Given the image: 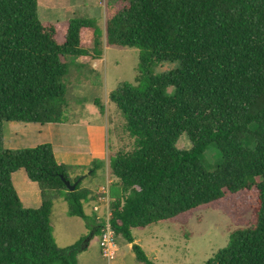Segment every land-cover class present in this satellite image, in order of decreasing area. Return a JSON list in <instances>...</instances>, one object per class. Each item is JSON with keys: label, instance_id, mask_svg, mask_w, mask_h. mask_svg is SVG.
I'll list each match as a JSON object with an SVG mask.
<instances>
[{"label": "trees", "instance_id": "16d2710c", "mask_svg": "<svg viewBox=\"0 0 264 264\" xmlns=\"http://www.w3.org/2000/svg\"><path fill=\"white\" fill-rule=\"evenodd\" d=\"M101 38L104 47L138 51L133 82L108 94L131 140L110 167L115 241L131 245L137 264H153L131 230L183 223L201 207L252 191L247 225L203 264H264V0H119L105 13L103 34L89 18L40 22L36 0H0V264H78L82 239L60 248L52 237L57 198L98 234L99 221L84 211L90 193L79 182L66 189L64 181L76 179L50 145L1 149V128L66 122L67 60H99ZM161 63L177 66L152 74ZM181 135L186 150L175 148ZM211 144L219 163L206 172L201 156ZM16 171L36 184L37 208L21 206L10 181Z\"/></svg>", "mask_w": 264, "mask_h": 264}, {"label": "rangeland", "instance_id": "374dc122", "mask_svg": "<svg viewBox=\"0 0 264 264\" xmlns=\"http://www.w3.org/2000/svg\"><path fill=\"white\" fill-rule=\"evenodd\" d=\"M118 1L36 0V15L37 19L42 23H58L72 18H89L97 25L101 34H103L105 13L108 10H112ZM101 41V57L99 60L81 64L75 59L67 60L68 74L66 80L71 85L70 87L68 86L67 91L66 104L68 105L67 110L69 111L66 115V120L74 124L80 118L79 113L74 112L80 108L79 104L88 105L84 108L85 110H94L98 113V108L100 106L103 107V113H99V120L100 125L104 129L103 144L105 153L107 154L106 167L110 171L115 153L129 151L131 148V140L124 133L123 119L113 103L108 100V94L116 90L122 83L131 84L133 82L138 72V51L135 48L104 47L103 38H101ZM176 66V64L161 63L153 67L151 72L152 74L165 72L174 69ZM76 84H84L83 86L86 87L84 93L86 95L85 98L74 99L71 96V86H78ZM165 94L171 95L172 89L167 88ZM94 100L95 104L93 103ZM93 106L96 109H93ZM9 125V123L2 124L1 132L3 135L1 137V149L10 151L21 150L33 148L42 142H47V137L42 133L41 135L38 133V124L23 123L22 125L17 124L20 126L16 128L19 129V132H24V134L21 137H16L18 140L14 143H6V135L10 131ZM79 138L78 143L85 145L84 137L81 136ZM52 140L54 142L55 139L52 138ZM248 147L251 148L252 144H249ZM175 148L178 150H186L189 148V143L184 135L178 137ZM218 163L219 154L214 145L211 144L202 153L201 164L206 172H212ZM101 172L102 170L97 171L95 176L91 178V190L94 189L95 184L101 178ZM16 175L17 172L10 179L15 187ZM117 194L118 191L112 193L113 196H117ZM253 205L254 193L252 191L235 197L225 196L217 204L204 206L195 210L183 223L157 224L155 228H151L157 232V236L160 238L161 252L158 254L156 264H203L219 249L225 246L228 236L231 233L238 232L247 225L250 210ZM67 219V222L53 223L54 240H56L54 243L58 246L65 244L72 245L82 239V244L89 242L90 246L82 256H75L78 264H111L113 260L106 262L100 257L99 251H97L96 236L89 237V232L84 234L82 221L69 216ZM146 235V233L143 235L136 234L145 248L148 245V242L144 239ZM120 244L119 241H116L118 249ZM117 254L114 259L120 257L121 261L125 264H127L126 262L128 260L131 261L133 257L132 253L125 254L123 252L120 256H117Z\"/></svg>", "mask_w": 264, "mask_h": 264}, {"label": "crops", "instance_id": "0c3cea01", "mask_svg": "<svg viewBox=\"0 0 264 264\" xmlns=\"http://www.w3.org/2000/svg\"><path fill=\"white\" fill-rule=\"evenodd\" d=\"M95 66V65H94ZM78 86H71L70 94L74 99L85 98V88L82 84H76ZM107 105V104H106ZM88 106L85 104H79V109L74 112L79 113L80 118H78L74 124L73 122H64V123H47V124H38L39 125V134H44L47 137V142H42L40 144H48L51 147L54 161L57 164L62 165L65 168L66 175L69 180H74L78 177L82 176V179L79 181V188L87 190L92 197L90 201H88L84 205V211L86 214L91 215L89 208L94 200V196L98 190V188L105 182L107 179L109 181V191L116 190L114 187L115 179L111 175V172L106 167V158L107 154L105 153V148L103 144V127L100 125L99 113L97 111H87L84 108ZM92 108V107H90ZM93 109H96L93 106ZM67 110V114H68ZM66 114V115H67ZM9 132L6 135V143H14L18 139L16 137H21L24 132H19V129L16 127L22 125L23 123H13L9 122ZM20 124V125H17ZM25 124V123H24ZM100 125V126H99ZM16 128V129H15ZM84 133V135H83ZM1 132V137H2ZM83 136L85 139V145L79 144V137ZM54 138V142L52 140ZM10 140V141H9ZM91 169H93V173H90ZM102 170L101 178L97 181L94 186V189L91 190V178H93L97 171ZM16 187L11 184L14 188V191L17 195V198L23 208L34 209L37 208L40 204V196L39 190L35 183L30 182L25 177L24 173L21 171H16ZM15 173V172H14ZM14 173L11 174L10 179ZM89 179L88 181H86ZM34 186V187H32ZM93 187V186H92ZM70 217V216H69ZM68 215L66 214V205L65 202L60 198L53 203L52 209V237L54 240V231H53V223L56 224L58 222H67ZM75 218V217H73ZM78 219V218H77ZM80 220V219H79ZM166 223V222H164ZM83 224V223H82ZM159 224V223H158ZM157 224L144 228L142 230H131V236L133 238V244L137 245L143 253L147 256V258L153 263L156 264L158 254L161 252L160 247V238L157 236V232L153 231L151 228H155ZM83 232L86 234L88 232L83 225ZM141 232V233H138ZM90 233V232H89ZM147 234L144 239L148 242V245L143 247V244L136 236V234ZM81 235V234H80ZM79 235V237H80ZM83 235V234H82ZM91 237H94L93 235ZM143 238V237H142ZM77 240V239H76ZM74 240V241H76ZM97 241V236H96ZM56 242V240H54ZM65 244L63 246L58 247H66ZM90 246L89 242H85L81 251L77 254L78 256H82L86 249ZM131 245L126 243H121L119 245V249H116L113 260L111 264H125L121 261L120 257L114 259L117 256H120L121 253L130 254ZM151 247V248H150ZM160 250V251H159ZM98 251V249H97ZM133 255V254H132ZM127 264H137L132 257L131 261H127ZM174 264V263H173Z\"/></svg>", "mask_w": 264, "mask_h": 264}, {"label": "built area", "instance_id": "2783aa9c", "mask_svg": "<svg viewBox=\"0 0 264 264\" xmlns=\"http://www.w3.org/2000/svg\"><path fill=\"white\" fill-rule=\"evenodd\" d=\"M91 216L99 221L97 234V247L99 255L106 262H109L115 255L117 246L116 241L109 225L110 217V196L109 181L98 188L94 200L89 208Z\"/></svg>", "mask_w": 264, "mask_h": 264}, {"label": "water", "instance_id": "95a60500", "mask_svg": "<svg viewBox=\"0 0 264 264\" xmlns=\"http://www.w3.org/2000/svg\"><path fill=\"white\" fill-rule=\"evenodd\" d=\"M81 179H82V176L79 177L78 179H76V180H75L74 182H72V183H69L68 181H64V185H65L66 189H67L68 191L71 192V191L73 190L75 184H76L77 182H79ZM91 236H92V234L89 233V237H91Z\"/></svg>", "mask_w": 264, "mask_h": 264}]
</instances>
